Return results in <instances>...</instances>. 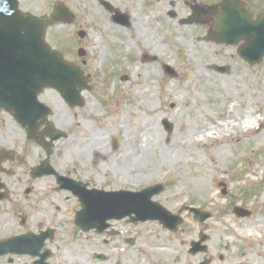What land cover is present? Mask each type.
Returning a JSON list of instances; mask_svg holds the SVG:
<instances>
[{"label":"rangeland","instance_id":"374dc122","mask_svg":"<svg viewBox=\"0 0 264 264\" xmlns=\"http://www.w3.org/2000/svg\"><path fill=\"white\" fill-rule=\"evenodd\" d=\"M30 1L36 2L31 8L39 10L38 5L46 0H23V4ZM69 1L80 16L78 25L89 34L85 42L91 51L87 69L94 73V91L86 96L88 107L99 120V154L93 165L91 159L85 161L82 170H92L96 182L107 189L138 190L165 183L166 191L156 199L171 209L191 203L215 215L210 220L212 246L240 245V240L252 237L263 240L264 61L251 66L239 59L236 47L199 40L203 27L178 24L165 10L153 13L134 9L132 26L121 32L108 25V14L98 0ZM115 1L120 4L140 0ZM74 31L59 26L49 35L52 42L55 40L53 44L71 57L76 56L83 43ZM145 52L157 60L143 61ZM164 64L174 67L178 75H167ZM215 66H228L229 70L221 73ZM109 71L111 76L117 73L115 80L109 78ZM121 74H127L128 81L122 80ZM97 90L109 95L99 97ZM46 99L62 126L58 111L65 103L61 95L50 90ZM253 116L262 124L250 122L248 129L241 128L243 121ZM165 119L174 126L170 135L163 123ZM233 119V128L226 130L224 124ZM3 120L0 144L19 148L20 174L15 188L9 185L10 196L16 202L12 199L0 203V238L15 231L55 226L56 215L61 213L71 218L77 202L67 200L64 192L53 190L52 178L43 177L35 183L29 179V167L34 165L39 149L27 148L22 128ZM69 127L74 129L73 125ZM114 140L118 141L117 151L112 147ZM109 153L111 157H106ZM54 157L61 158L60 169L80 162L74 135L58 143ZM28 187H32L30 192L26 191ZM235 203L254 208L256 216H233ZM185 225L199 230L193 217ZM179 241L180 238L178 245ZM244 244L248 250L252 246L255 250V245Z\"/></svg>","mask_w":264,"mask_h":264},{"label":"flooded vegetation","instance_id":"af4514ba","mask_svg":"<svg viewBox=\"0 0 264 264\" xmlns=\"http://www.w3.org/2000/svg\"><path fill=\"white\" fill-rule=\"evenodd\" d=\"M223 1L225 0H153V2L143 0L144 5L140 8L151 5L152 11L165 10L171 17H177V14L183 11H187L186 16L193 9L200 8L202 10L200 25L204 28L205 34H208L215 25L218 8ZM241 1L249 6L254 18L264 13V0ZM50 7V4L45 6V8ZM172 12L176 16H173ZM78 22L79 16L76 14L75 22L71 26L76 27ZM80 40H86V38ZM83 63H86V60ZM91 81L90 75L89 84L92 87ZM52 111L53 118V108ZM58 114L63 127L74 123L75 129L77 128L80 132L76 137V147L81 156L85 157L80 175L85 159L90 155L96 157L98 154L97 151L94 152L98 136L95 112L84 102L83 105L75 107L65 105L59 109ZM81 126H85L88 131L82 130ZM44 129L45 126H41L39 131ZM36 136H39V133ZM94 162L93 160V164ZM82 176H87L82 180L89 187L96 186L94 184L97 182L92 171L84 170ZM78 179L81 178L78 177ZM187 206L189 205L171 209L174 214L182 218L178 227L173 229L166 227L160 220L134 223L128 218H123L111 220L110 226L101 232L84 231L77 226L75 229L56 231V239L52 241L46 264H264V239L252 237L251 240L248 238L240 240V245L212 246L213 233L210 220L215 215L211 214L210 218L201 220V215L189 211ZM251 211V217H255V209L252 208ZM191 217L199 223L198 231L185 225L186 220ZM255 222L259 224L257 219ZM261 225L264 230V223L262 222ZM132 226L137 229H129ZM196 233L197 236L194 237ZM187 234L191 238L181 237ZM202 234H206L205 242L198 246L194 245L201 239ZM244 243L255 245V250L253 246L251 251L248 250Z\"/></svg>","mask_w":264,"mask_h":264},{"label":"water","instance_id":"95a60500","mask_svg":"<svg viewBox=\"0 0 264 264\" xmlns=\"http://www.w3.org/2000/svg\"><path fill=\"white\" fill-rule=\"evenodd\" d=\"M14 10L12 0H0V46L3 39L12 38V40L19 43L22 49L34 46L36 53L29 66L22 67V65H19L16 70L17 73L14 77L16 101H21L22 93L28 91L26 74L29 75V83L35 88V94L41 80L66 86L72 83L74 79L70 74V69L63 65L56 53L50 51L49 45L43 40L47 26L58 21V14H55L52 18L21 17ZM221 12V21H218L219 28L216 27L217 29L211 33L209 38L228 44L245 40V43L239 49L241 56L250 63L261 62L264 58V15L254 21L248 8L235 0L224 2ZM9 15L14 16L17 22H27L26 25L29 28L23 26L17 29L14 26V18ZM192 21V17L185 20V22ZM19 53L22 54L21 49H19ZM43 63L46 67L43 66ZM165 68L171 75H176L172 67L166 65ZM220 70H225V68H220ZM19 109L21 112L24 110L21 106H19ZM164 122L167 130L171 132L173 126L166 120ZM163 189L164 187L158 184L138 192L125 190L112 192L103 190L77 191L83 204V209L77 215V222L86 230L92 228L103 230L108 227L107 221L109 219L126 215L131 216L133 213L141 220L162 218L168 221L169 217L166 216L169 213L152 199ZM235 211L238 212L239 209ZM29 238L30 236L27 235L7 240L0 243V250L3 248L4 250L7 249L5 252L22 253L25 246L30 243Z\"/></svg>","mask_w":264,"mask_h":264},{"label":"bare ground","instance_id":"6f19581e","mask_svg":"<svg viewBox=\"0 0 264 264\" xmlns=\"http://www.w3.org/2000/svg\"><path fill=\"white\" fill-rule=\"evenodd\" d=\"M253 119H254V122H253ZM234 122H236L234 119L233 120H229L228 122H226L224 124L225 125V129L228 130V131L231 130L233 128ZM250 122H251L252 125H253V123H256V122H259L260 125L262 124V121L260 119H258V117L253 116L251 119L246 118L243 121V123H242L243 126H241V128L248 129V127L251 126ZM218 133L219 132H217L215 134L219 135Z\"/></svg>","mask_w":264,"mask_h":264}]
</instances>
